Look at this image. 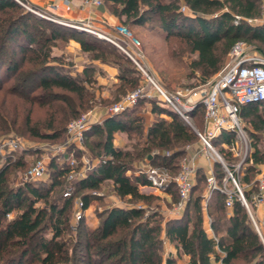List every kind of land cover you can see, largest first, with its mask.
I'll return each mask as SVG.
<instances>
[{"label": "trees", "instance_id": "trees-1", "mask_svg": "<svg viewBox=\"0 0 264 264\" xmlns=\"http://www.w3.org/2000/svg\"><path fill=\"white\" fill-rule=\"evenodd\" d=\"M263 1L104 0L111 14L122 23L141 26L158 18L171 46H186L197 54L190 67L199 70L201 83L224 67L229 52L239 41L251 44L264 55V26L248 22L262 17ZM183 6L188 11H183ZM63 39L77 41L92 58L120 70L114 101L143 83L133 60L111 42L40 17L15 0H0V136L20 130L62 142L69 122L93 107L95 94L86 82L95 80L89 73L94 67H87L80 81L78 75L61 71L53 63L51 43ZM25 103L31 105L30 109ZM36 104L47 108L43 125L33 123L30 113ZM147 105L154 121L145 130V124L140 123L142 118L135 112ZM23 108L27 114L22 118ZM194 114L195 118L200 116L198 128L202 129L203 109H195ZM240 116L249 120L250 125H245L254 151L238 172L234 171L235 153L222 144L220 151L250 201L257 190L256 176L264 165V151L260 148V141L264 140V104L244 106ZM117 132L128 136L138 132L142 136L136 137L133 149H122L114 145ZM221 138L231 144L234 134L224 132ZM197 140V133L160 101L142 99L136 107L94 124L87 132L86 144L97 150L100 162L85 177L73 180L75 190L82 191V210H88L94 198H102L92 192L102 189L106 182H111L121 198L149 202L154 197L139 189L140 184H148L146 176L128 173L134 169L133 161L169 150L170 156L154 154L151 162L171 165L176 172L178 161L186 153L185 146ZM26 153L22 150L6 159L0 157L4 165L0 167V264H174L183 254L190 257V264H212L213 257L224 264H264V240L240 200L235 199L228 214L225 194L213 193L217 195L215 204L211 207L209 200L207 213L212 218L214 236L208 235L202 207L206 176L202 172L197 173V183L179 218L161 223L159 219L154 221L158 213L145 215L144 207L115 205L99 213L96 227L90 228L81 220L76 239H63L74 206V192L65 196L72 169L52 160L46 179L8 187V166H26ZM215 173L222 183L226 171L219 161L215 162ZM244 184H250L251 189L246 190ZM168 190L177 194L173 184ZM39 202L43 205L38 206ZM46 232L50 235L46 236ZM164 239L176 248L177 257L163 258Z\"/></svg>", "mask_w": 264, "mask_h": 264}, {"label": "built area", "instance_id": "built-area-1", "mask_svg": "<svg viewBox=\"0 0 264 264\" xmlns=\"http://www.w3.org/2000/svg\"><path fill=\"white\" fill-rule=\"evenodd\" d=\"M27 10L34 14L61 23L65 26L76 27L88 33L95 34L120 48L128 57H130L146 74L147 80L138 86L135 90L128 92L125 96L113 105H107L102 108V112L98 114L95 109H91L78 118L73 119L67 126L64 141L54 145H45L41 147L38 158L31 167L24 173L19 185L28 182H37L49 174V166L52 160L58 163L68 165L71 169L77 166L78 151L84 150L87 132L94 124H102L106 119L114 117L128 109L137 106L142 99L146 101H160L162 105L171 108L177 116L199 136V142L202 144L203 151H194L189 154L191 144L185 146V155L177 163V171L173 172L171 165L163 163L151 164L144 163L139 167L138 173L145 175L148 184L158 191L169 192L170 185H174L178 194V201L174 204L170 213L178 216L184 212L186 205L191 197L193 188L196 184L199 166L197 160L201 153L215 163L221 162L225 171L226 178L222 183L218 182L214 168L210 174L206 175L207 191L205 195L204 208H207L208 201L215 191H219L226 196L225 205L232 208L235 199L240 200L247 208L253 219L252 208L264 203V169L258 178L257 190L253 193L249 201L234 171H239L242 164L251 155V140L248 130L243 119L240 116L241 108L244 106H256L264 104V55H252L244 47L245 43L239 41L230 51L231 60L206 83L197 87L186 90H168L158 83L141 65L140 61L144 57L141 43L134 37L131 31L123 26L117 25L111 27L110 30L104 31L93 27L87 22L65 21L46 13L35 7L28 0H15ZM86 6H100L102 0H83ZM58 7V5H56ZM183 11H188L185 6ZM248 22L254 25L264 26V10L262 17L258 19H248ZM238 23V18L235 20ZM203 109V128L199 129L196 125L194 110ZM233 133L234 140L228 144L221 138V134ZM218 141L226 148L234 153H238L239 145L245 146L241 160L235 164V170L232 171L226 164L224 157L217 150L214 141ZM40 149L36 147L35 150ZM28 150L24 141L18 137H2L0 138V157L6 159L18 151ZM161 156H170L172 151L166 150L153 153ZM97 163L86 155H83L82 169L77 173L69 174L73 180L85 177L93 171ZM213 167V166H212ZM74 187L69 188L65 192V196H70ZM80 206L83 207L82 200ZM141 207V206H139ZM82 211L78 212V218ZM11 216V214H10ZM258 229V227H257ZM218 264H224L222 260H218Z\"/></svg>", "mask_w": 264, "mask_h": 264}, {"label": "rangeland", "instance_id": "rangeland-1", "mask_svg": "<svg viewBox=\"0 0 264 264\" xmlns=\"http://www.w3.org/2000/svg\"><path fill=\"white\" fill-rule=\"evenodd\" d=\"M102 2L103 4H101L100 6L91 5L90 7H101V6L107 7L104 0H102ZM262 7L264 10V1L262 3ZM114 19L118 23L113 24L112 27L113 26L115 27L117 25H123L127 27L131 31V33L134 35V37L140 41L141 47L144 53V57L140 61L141 65L163 87L171 91L172 90H186V89L194 88V87H197L203 84L201 83V80L199 78V75H200L199 70L197 69L193 70V68L190 67L191 63L196 59L197 54L192 53L186 46H183V47L181 46V48L179 46L178 47L171 46L169 41L165 40V37H164L165 33L160 28L158 18H154L153 20L149 21L147 24L141 25V26L122 23L115 17ZM251 24H254V23H251ZM108 28L111 29V27H108ZM104 30L106 29L104 28ZM51 45H52L51 53H52V56L55 57V60H53V63L57 65L61 71L75 73L76 75L79 76L80 81L84 79V75L77 74L76 72L82 70V68L85 66L94 67L93 70L92 69L89 70L90 71L89 73L93 75L95 80L93 82H86L90 91L95 94V97L93 98V107L91 109L96 110V109H101L103 107H106L107 105H113L119 100H121L125 96V94L136 89V88L131 89V90L128 89L126 93H124L121 96L119 100L114 101V99L116 98V94H114L115 87L114 86L110 87V85L104 86V85H100L99 83L101 82L102 78L107 79L108 82L110 83L111 81L114 80L116 74L119 75L120 70L115 65L104 63L98 59L92 58L91 54L83 51L81 49L80 44L75 40H70V41H66L65 39L58 40L54 43H51ZM244 48L252 55H261L259 51L256 48H254V46H252L251 44L245 45ZM230 60H231V56L229 52L225 65ZM98 63H102L105 65H98ZM134 64L139 70L140 80L146 81L148 79L146 74L140 69V67L135 62ZM118 83L119 82H117L116 84ZM25 105L27 109H30L31 107L30 104L25 103ZM23 109H25V111H23L22 113L23 115H21L22 118L27 114L26 108H23ZM147 110H148L147 106H143L139 108L138 111L135 112L136 115H139L142 118L140 123H143V124L146 123L144 114L148 112ZM30 114H31L34 124L39 123L40 125H43V123L46 121L48 117L47 108L40 106L38 104L32 106ZM198 117L199 118H195L196 125L197 127H201L200 116ZM245 122L248 126L250 125L248 119H246ZM136 133L137 135L130 134L128 136L127 133L125 132H117L116 133L117 142L115 145L122 149H133V145L136 142V137L142 136V134L138 132ZM248 134L251 140V143H250L251 151L253 152L254 151V148L252 147L253 142H252V137L249 131H248ZM2 137L21 138L22 141H24L25 145L27 146V149H29V150H25L27 151L25 156L28 159L26 166L19 167V165L17 164L8 166V170H7L8 187L19 185V183L21 182V178L24 176V173L29 169V167L32 166V164L38 158V153H40L41 147H44L45 145H54L56 143H61V141L59 140L53 141L49 139H42V138L34 137V136H31L27 132L22 133L20 130H16V131L12 130L6 135L0 136V138ZM197 141L199 142V140ZM197 141L195 142L197 143ZM214 144L217 146V150L222 154V152L220 151L221 143L218 141V139L214 141ZM36 147H39L40 149L35 150ZM260 148L262 151H264V140L260 141ZM20 152H22V150L15 152V153L20 154ZM96 152L97 150L95 149L92 150L89 144L85 143L84 150L80 151V154L77 157V161H78L77 166H75L71 170V171L74 170L72 173L75 175L82 169L83 155H86V157L95 161L96 163L97 161H100V158L96 154ZM244 152H245V146L239 145V148H238L239 154L237 153L234 154L236 158V161H234V163L236 162L235 164H237L241 160V157ZM145 160L146 159L144 158H139L137 160H134L133 165L140 164L141 162ZM1 161L2 159H0V167H3L4 165L1 164ZM225 161L227 164H229L227 162L228 161L227 158L225 159ZM135 168L136 167L134 166L133 170H135ZM263 169H264V165H262L260 169V173L263 171ZM240 170L241 168L239 169V171ZM69 179L71 181L68 184L66 190H69V188L74 187L73 179L70 177ZM106 183L107 184L103 185L102 189L92 192V194L95 197L100 196L102 198L101 199L94 198V200L91 203L90 208L86 211H83L82 207L80 206V202H81L80 194L82 193V191H76L75 188L73 189V192L75 195L74 206L69 212V219L67 223L69 230L64 234L63 239H71V241H74L77 237V231L79 230V224L81 223V220L86 221V224L88 225V227H90L92 225L91 224L92 220H95L96 218L99 219L100 212L108 209L109 207L115 206V205L143 206L145 209V215H149V214L152 215V214L158 213L159 216L158 218H154L155 219L154 221H157L159 219L161 223H164L166 219L165 216L167 215L166 213L167 210L172 209L174 204L178 201L176 192L175 193L173 192V194L169 193L171 197L170 200L167 198H161L154 194L150 195L151 197L153 196L154 198H152L149 202L131 199L130 197L121 198L113 191V188L110 184L111 182L110 183L106 182ZM55 195H56V191L51 195V199L52 198L54 199ZM37 205L42 206L43 202H39ZM79 211H82V213L80 217L78 218ZM45 235L49 236L50 233L46 232ZM167 250H171V245L169 246V245L163 244L161 253H162L163 258L165 259L169 256ZM110 263L111 262H107L106 264H110ZM35 264H38V263H35Z\"/></svg>", "mask_w": 264, "mask_h": 264}, {"label": "crops", "instance_id": "crops-1", "mask_svg": "<svg viewBox=\"0 0 264 264\" xmlns=\"http://www.w3.org/2000/svg\"><path fill=\"white\" fill-rule=\"evenodd\" d=\"M29 2H31L35 7H37L38 9L45 11L46 13H49L51 15H54L55 17L65 20V21H72V22H88L90 24H92L93 27L97 28V29H103L104 28L106 30L104 31H108L110 30L108 27H112L113 24L118 23L116 22V20L114 19V16L111 14L110 10L107 7H90V6H86L83 4L82 0H28ZM56 5H58V7H56ZM107 20V22H106ZM104 27V28H103ZM98 65H105L102 63H98ZM89 66H85L82 68V70L76 72L77 74H84V71L86 70V68ZM72 74L76 75L75 73L72 72ZM112 82V83H111ZM110 83L108 82L107 79L102 78L101 82L99 83L100 85H104V86H108L110 85V87L114 86L117 82H119V78H118V74L115 75V78L113 81H111ZM147 113L144 114L146 123H145V130L147 129L148 126H150L152 124V122L154 121V114L151 111V107L150 105H147ZM96 112L98 114H100L102 112V108L101 109H96ZM147 115V116H146ZM147 117V119H146ZM244 121V120H243ZM245 123V121H244ZM116 134H115V139H114V145L116 144L117 140H116ZM191 149L188 151L189 154L193 153L194 151H203L202 149V144L200 142L197 141V143H192L191 144ZM115 147H117L115 145ZM119 148V147H117ZM161 151H157V152H162ZM153 153L150 154L148 156V158L141 162L140 164H135L134 166L136 167L135 170H129V174L134 173L135 175H141L138 173V168L141 167V165H143L146 162H149L151 164H153L151 162V159L153 158ZM197 164L199 166V170L198 173L202 172L203 174H205V176L207 174H210L211 169L214 168L215 170V163H211V161L206 157V154L201 153V155L199 156L198 160H197ZM213 166V167H212ZM262 173V172H261ZM261 173L257 174L256 179H258L261 175ZM196 183H197V179H196ZM243 187L246 190H250L251 189V185L250 184H244ZM139 189L140 192L146 195H157L161 198H167L170 200V194L169 192H164V191H158L156 189H154L153 187H151L149 184H140L139 185ZM206 191H207V186L204 189L203 192V198H202V207L203 210L205 211V224H206V230L207 233L210 237L214 236V232L213 229L211 227V217L209 216V214L207 213V208H204V203H205V195H206ZM217 195L213 194L210 197V204L211 207H213V204H215V200H216ZM209 202V201H208ZM122 206V205H119ZM124 206V205H123ZM136 207H139V205H134ZM125 207V206H124ZM127 207H133V206H127ZM143 207V206H141ZM208 207V205H207ZM227 212L228 214L231 213L232 208H227ZM167 215L165 216V222L173 219V218H179L182 216L183 213H181L178 216H174L170 213V210H167ZM252 213H253V223L257 229L258 227V232L261 235L262 239L264 240V203H261L257 206H254L252 208ZM252 218V217H251ZM164 222V223H165ZM99 223V219L96 218L95 220H92V225L90 226V228H94L98 225ZM164 244L166 245H171V250H167L168 251V255H172L174 257H177V250L176 248L167 240L164 239ZM173 246V247H172ZM174 264H190V257L186 254H183L182 256H180L179 258H176V262ZM212 264H218V261L215 260V258H212Z\"/></svg>", "mask_w": 264, "mask_h": 264}]
</instances>
